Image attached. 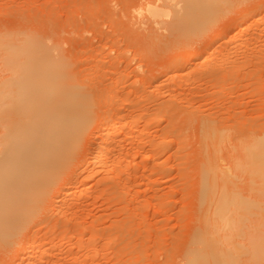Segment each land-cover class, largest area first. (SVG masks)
<instances>
[{
  "label": "rangeland",
  "instance_id": "rangeland-1",
  "mask_svg": "<svg viewBox=\"0 0 264 264\" xmlns=\"http://www.w3.org/2000/svg\"><path fill=\"white\" fill-rule=\"evenodd\" d=\"M205 1L214 19L198 29L190 0H0V114L20 102L28 134L11 141L10 162L0 135V220L35 211L13 238L0 225V264H22L15 257L30 230L33 264H264V0ZM145 2L163 7L158 19L135 13ZM206 62L215 67L206 72ZM62 73L68 86L97 93L83 104L91 120L54 139L73 144L33 154L31 133L40 128L45 146L42 122L68 106ZM13 79L21 87L9 95ZM105 119L104 139L122 121V172L111 170L115 157L109 173L84 168ZM6 122L0 115L1 131ZM51 175L49 190L30 188ZM70 177L61 208L72 205L75 220L66 227L55 220L57 190Z\"/></svg>",
  "mask_w": 264,
  "mask_h": 264
},
{
  "label": "bare ground",
  "instance_id": "bare-ground-1",
  "mask_svg": "<svg viewBox=\"0 0 264 264\" xmlns=\"http://www.w3.org/2000/svg\"><path fill=\"white\" fill-rule=\"evenodd\" d=\"M190 2H192V5H193V2H194V5H198V6L192 7L190 9H188V10L189 11L192 10V12H193V10H195L194 8H196V10L199 11V13L202 16H201V18L197 17L195 19V21L194 20L189 21V24L192 23V24H194L195 28L200 29L201 27H203L204 24L209 23L210 21H212L214 19V13H213L214 11L209 5L206 4L207 1L204 2V0H196V1L195 0L194 1L190 0ZM162 11H163V7L162 6L156 5V4H153V3H150V2H145V3H142L135 10V13L137 15H139V16H142L143 14H145L147 19L156 20V19L159 18V16L161 15ZM246 25H247V20H244L243 24L241 26V29H240V31L238 33V37L242 38V36H243V34L245 32ZM198 29H196V30H198ZM224 36H225V32L221 31L218 34L217 38L218 39H222V38H224ZM244 45H246V44H244ZM224 48H226V47L224 46ZM227 48H228V46H227ZM227 48H226V50H227ZM222 50H223V47H221V52L222 53L226 52V51H222ZM198 58H199L198 55L197 56L194 55L193 57H190V62L194 61V59H198ZM215 60H218V59H215ZM211 61L214 62V64H215L214 60H211ZM211 61H210V64L212 63ZM208 62L205 63L206 72H207V68L209 70V67L211 68L212 66L215 67L217 65V63H216L215 66H214V64H212V66H211L210 64L208 65ZM216 62H218V61H216ZM231 64H234V63H231ZM207 66H209V67H207ZM202 68L197 67L196 69H201V71H203L204 70V66ZM186 69H187V67H186ZM180 70L181 69H179L178 71H180ZM61 71H63V70H61ZM184 71H186V70H184ZM199 71L200 70H198V71L194 70V72L193 71L192 72L194 74L195 72L199 73ZM181 72H183V71H181ZM203 72H205V71H203ZM206 72H205V74H207ZM190 74L191 75H189L187 73L186 74L187 77H188V75H189V77L193 75L191 72H190ZM205 74H202V75H205ZM63 75L64 74L62 73L61 74L62 79L59 82V87H60V89L64 90L65 92H68V95H67L68 99H69L68 100L69 101L68 106L66 108L62 109V114H61L62 116H57L56 115L55 117L53 116L54 117L53 119H51L49 121H46L44 123L42 122L41 125L44 124L43 126L47 127L45 129V131L48 130L47 135H50L48 141L46 142V140H45V146H43V145L41 146L40 143H39L40 142L39 137L43 134V132H42V130L40 128H38V130H36L35 133H33V132L31 133V137H32L33 140L31 141V137H30L28 142H29V144H31V152L33 154H45L50 149V147H54L55 145L60 146V147L62 146L63 148H66L67 146L73 144L74 141H75L73 137L71 139H69V140L64 139V141H62V142L58 141V143H56L54 139H56L58 136H61V137L64 136L65 137L69 133H73L74 135H79L80 133H82L81 131L83 130V127H81V126L84 125V124H89V122L91 120V115L87 114V112L83 109V104H85L86 102L88 103V102L93 101V98H96L97 93H95L94 91L91 92L90 90H83V91L80 90L79 91L74 86H68L64 82L65 79H64ZM184 75L185 74H183V76ZM180 76L182 77V74ZM14 81H16V83H13ZM13 82L10 85L11 90L8 92L9 95L10 94L16 95L18 93L15 88L20 85V84L18 85V83H17V82L20 83V81H18V79L17 80L13 79ZM151 83H153V82H151ZM151 83H149V81H148V84L152 85ZM14 84H15V86L17 84V86L14 87ZM20 87H21V85H20ZM97 88H99V87L97 86ZM98 90H100V89H98ZM65 96H66V94L63 95V97H65ZM0 97H1V95H0ZM44 107H45V105H44ZM23 111H25V108H23V106L21 105L20 102L16 101V102H12V105L9 107V109H7L5 112L0 114L4 119L7 120V122L5 124L7 128H5L4 131L0 130L1 131L0 135H2V137L4 139L7 138L8 141H9L8 147H7L8 149H7L6 154L12 149L11 141H13L20 134L28 135L26 133V129H27L26 125L23 123L22 120L18 119V115L20 113H22ZM20 117L21 116H19V118ZM64 120H70V121L68 123H64L63 124ZM106 122H107V120L105 119L101 123H99L97 128L95 127L98 130L96 132L97 133L99 132V134H100L99 135V140L91 142L93 144H91L92 146L89 147L90 148L89 149L90 153L88 155L89 158L87 159V161H86V163L84 165V168H85L86 171L92 172V171L96 170L97 167H100L101 169H103L104 171H107L108 173L111 170H113V171H121L122 172V171H124V169L126 167L125 163H128L127 162L128 160L125 159V158L129 157L128 155H127V157H125L120 152H119V154L116 153L117 148L122 146V141L119 138H118V140H115V134H116L117 128H118L119 124L122 123V121L114 123L112 125V127L110 128V131H109L107 139H104L103 134H102V130L104 129V126H105ZM204 124L205 125L202 126L203 127L202 134L206 138L212 137V131H213L212 127L210 126V124H206L205 122H204ZM95 130H94V132H95ZM120 138L122 139V137H120ZM262 146H264V142L262 143ZM7 155H9L8 162H10L11 161V156H10V154H7ZM261 156L263 157V160H264V152H262ZM114 157H115V159H114V162H113V167H112L111 170H109V167H110L109 166V161H110L111 158H114ZM58 159H59V157H57L56 159H53L52 161H50V163L47 164V168H53V166H57L58 163H59ZM133 170L134 169H132V171ZM213 172H214V166L212 164L211 165L208 164L206 166V171H205L206 177H210L211 175H213ZM119 173L117 174V176H120ZM74 174H76V172H73V175ZM57 177L58 176H56V175H51L49 177H46L42 181H39V182L37 181V183H30V188H32L33 190H35L36 188H39V189H41L43 191H47L56 182ZM210 180L214 182V180L212 178ZM72 182H73V179L70 177L66 181V184H65L66 186L62 185L57 190V192H58L57 193V196H58L57 201L59 202V204L61 203V205L59 207L56 206V208L58 207V209H57V215H56L55 220L60 218V217H62V219L65 220V226L66 227H70L72 224H74V220H75V219L73 220V217H74L73 215L74 214L71 212V211L74 210V209L72 210V205L66 206L67 209H66L65 212L61 208V206H62V207H64V210H65V206L62 205V204H64L62 201L67 200L66 196H69V194L71 193L70 192L71 185H74V184H72ZM33 185H36V186L33 187ZM3 188H4V185L2 183H0V190H2ZM65 188H67L66 192H62ZM205 192L206 193L208 192L207 188H205ZM61 193H63V194L65 193L63 195V197L64 196L66 197V198L64 197L65 199H61L60 200V197H62ZM78 195L81 196L82 192H80V193L78 192L77 196ZM57 201H56V203H58ZM15 203H19V202H15ZM65 203H66V201H65ZM20 205H21L20 203L17 204L16 208L18 206H20ZM225 209H226L225 201L219 202V204L217 206L218 214L220 213V215H222L223 212L225 211ZM35 210H36V208H35ZM34 212L35 211L32 210L27 215H23V214H20L18 216L14 215V216L11 217L10 220H8V219L6 220L5 218H3V219L0 220V225H5V226H7V228L9 227L8 228L9 231H6V232H9L10 238H13L14 236L17 235L16 232H17L18 228H20L21 226L24 225V222L26 221L27 216H30V215L34 214ZM70 216H72V219L70 218ZM56 221H55V223H56ZM9 223H13V224L9 225ZM55 223L52 225V229L54 230L55 233H59L56 230V228L59 225H58V223L57 224H55ZM33 227H35V225ZM31 235H32V232L30 230V235L26 236V240L21 244L20 248L17 251L16 257H15L17 260H19L17 262H20V260H22L24 262V263L22 262V264H33L34 263V256L32 255L33 257H31V254H33L31 252H34V250H35V249L33 250V248L35 247L33 244H35V243H32V239L35 241V239H34L35 237L33 235V238L31 239L30 238ZM191 262H194V259H192Z\"/></svg>",
  "mask_w": 264,
  "mask_h": 264
}]
</instances>
